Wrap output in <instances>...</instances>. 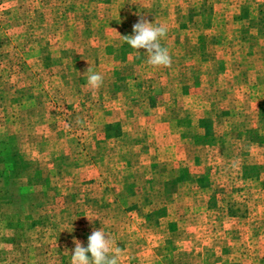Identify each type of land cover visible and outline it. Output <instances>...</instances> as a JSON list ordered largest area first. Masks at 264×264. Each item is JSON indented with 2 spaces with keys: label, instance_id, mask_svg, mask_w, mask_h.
<instances>
[{
  "label": "rangeland",
  "instance_id": "rangeland-1",
  "mask_svg": "<svg viewBox=\"0 0 264 264\" xmlns=\"http://www.w3.org/2000/svg\"><path fill=\"white\" fill-rule=\"evenodd\" d=\"M99 229L120 264H264V0H0V264Z\"/></svg>",
  "mask_w": 264,
  "mask_h": 264
},
{
  "label": "clouds",
  "instance_id": "clouds-1",
  "mask_svg": "<svg viewBox=\"0 0 264 264\" xmlns=\"http://www.w3.org/2000/svg\"><path fill=\"white\" fill-rule=\"evenodd\" d=\"M133 35H124L123 41L138 53L146 50L147 63L153 67H170L172 58L167 47L161 45L169 28L167 24L154 25L145 19H140L133 25ZM87 85L98 89L103 84L104 77L91 67L86 71ZM79 123V121H78ZM75 248L71 254L70 264H120L121 249L113 248V240L102 229L94 230L88 236L87 246L74 241Z\"/></svg>",
  "mask_w": 264,
  "mask_h": 264
}]
</instances>
